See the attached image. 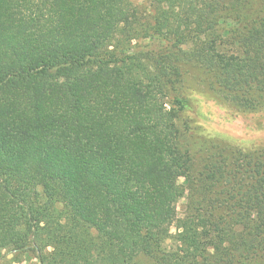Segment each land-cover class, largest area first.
I'll return each instance as SVG.
<instances>
[{
    "label": "trees",
    "instance_id": "trees-1",
    "mask_svg": "<svg viewBox=\"0 0 264 264\" xmlns=\"http://www.w3.org/2000/svg\"><path fill=\"white\" fill-rule=\"evenodd\" d=\"M187 94L264 112V0H0V253L264 264V146Z\"/></svg>",
    "mask_w": 264,
    "mask_h": 264
},
{
    "label": "rangeland",
    "instance_id": "rangeland-1",
    "mask_svg": "<svg viewBox=\"0 0 264 264\" xmlns=\"http://www.w3.org/2000/svg\"><path fill=\"white\" fill-rule=\"evenodd\" d=\"M186 97L195 111V114L187 116L195 136L223 139L241 148L264 146V112L239 113L233 103L226 100L223 106L195 94H187ZM182 182L179 180L178 184L182 185ZM184 204L185 196L177 202V213L181 212ZM0 264H38V260L31 251L27 253L2 251Z\"/></svg>",
    "mask_w": 264,
    "mask_h": 264
}]
</instances>
